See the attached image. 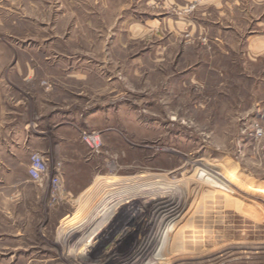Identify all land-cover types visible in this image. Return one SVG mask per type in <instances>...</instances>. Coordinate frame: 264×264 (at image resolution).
<instances>
[{
	"label": "rangeland",
	"instance_id": "1",
	"mask_svg": "<svg viewBox=\"0 0 264 264\" xmlns=\"http://www.w3.org/2000/svg\"><path fill=\"white\" fill-rule=\"evenodd\" d=\"M239 18L222 0H0V116H39L35 152L64 185L43 182L50 205L73 214L63 194L93 174L105 191L166 183L178 229L159 264H264V53L247 43L264 23ZM23 218L0 214V264H74L48 231L15 238Z\"/></svg>",
	"mask_w": 264,
	"mask_h": 264
},
{
	"label": "crops",
	"instance_id": "2",
	"mask_svg": "<svg viewBox=\"0 0 264 264\" xmlns=\"http://www.w3.org/2000/svg\"><path fill=\"white\" fill-rule=\"evenodd\" d=\"M224 5L238 11L239 21L264 23V0H222ZM247 43L251 52L264 53V32H252ZM17 115L11 120L0 116V214L17 213L26 221L23 233L15 234V238H24V231L29 229L48 231L49 235L38 236L52 238V246L63 250L65 260L74 264H159L169 259L167 247L174 242L178 228L176 223L168 225L167 214L159 206L165 202L166 183L134 192L105 191L98 181L101 175L93 174L82 179L85 183L76 194L66 186V205L77 203L73 214L62 203L51 206L48 185L33 181L27 173L31 153L39 150L47 154V132L40 126L38 115L30 119ZM60 126L57 122L52 127ZM52 144L60 158L57 149L62 139ZM149 195L154 196H150L154 205L145 204ZM77 210L82 217L71 225ZM172 226L173 230H168ZM49 254L52 258L47 256V261L59 259V253Z\"/></svg>",
	"mask_w": 264,
	"mask_h": 264
},
{
	"label": "built area",
	"instance_id": "3",
	"mask_svg": "<svg viewBox=\"0 0 264 264\" xmlns=\"http://www.w3.org/2000/svg\"><path fill=\"white\" fill-rule=\"evenodd\" d=\"M55 171H57L58 173L54 174L53 176L50 175L47 159L45 158V156L38 152L32 153L29 167L31 179L36 182H44L45 180H49L53 187L52 193L56 194V192H61L60 190L62 184V173H60L58 168H55Z\"/></svg>",
	"mask_w": 264,
	"mask_h": 264
},
{
	"label": "bare ground",
	"instance_id": "4",
	"mask_svg": "<svg viewBox=\"0 0 264 264\" xmlns=\"http://www.w3.org/2000/svg\"><path fill=\"white\" fill-rule=\"evenodd\" d=\"M92 141H94V143H95V145H96V142H95L96 139L93 138ZM92 141H91V139H90V140H88L87 142L93 147L94 145H93ZM61 179H62V177H61ZM41 182H42V181H41ZM41 182H40V183H41ZM63 186H64V185H63V183H62V184H61V191H63ZM137 186H138V185H137ZM119 188H120V190H123V191H132L131 186H122V187H118L117 189H119ZM117 189H116V190H117ZM127 189H128V190H127ZM133 189H134L133 192H134V191H138V190H140V188L136 189V188H134V186H133ZM140 192H141V191H140ZM140 192H139V193H140ZM122 194H123V193H122ZM52 195H53V194H52ZM61 195H62V192H61ZM63 195H65V194H63Z\"/></svg>",
	"mask_w": 264,
	"mask_h": 264
}]
</instances>
